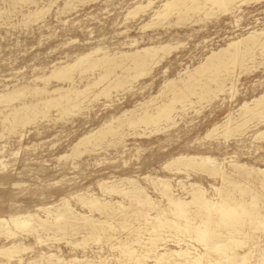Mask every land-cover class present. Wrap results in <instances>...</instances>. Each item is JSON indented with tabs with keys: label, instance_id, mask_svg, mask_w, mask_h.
<instances>
[{
	"label": "rangeland",
	"instance_id": "rangeland-1",
	"mask_svg": "<svg viewBox=\"0 0 264 264\" xmlns=\"http://www.w3.org/2000/svg\"><path fill=\"white\" fill-rule=\"evenodd\" d=\"M166 1L0 0V91L4 90L3 92L8 91V89L12 90L25 86L27 88L45 86L47 90H52L56 87L67 88L66 86L83 88L87 81H93L94 77H97V73L104 71L105 68L98 67L97 70L96 67L94 69L89 68L88 73H84L82 69H79L82 74L75 68L77 71L75 69L72 71V74L74 73L72 75L74 81H68V79H65V81L54 77L49 78L48 81L40 79L41 77L45 78L47 75L49 76L55 68L74 61L79 54L83 55L84 53L93 52L92 57L96 53L98 54L95 57H99L100 55H104L103 52H105V55L108 53L107 55L114 56L116 54L119 55L120 52L131 53L138 48L155 45H165L168 49L165 48L166 50L163 54L161 51L164 50L159 51V55H162H160V62L155 63L152 69L134 80V84L132 82L133 85L128 86L127 84L121 89L118 88L119 90L112 89L110 96H98L93 101L91 98V102L88 99L91 95L89 93L88 97H86L87 99H84L82 103L87 107L81 104L82 107H79V110L76 108L71 113L60 114L57 107L53 106L48 109V116L40 114L41 116H37L38 119L36 117L34 122L32 121L28 125H25V128L20 127L22 129L18 127L14 132L11 131L12 134L7 128L8 122L6 124V122L2 123L1 121L0 159H4L2 162L6 165V168L1 169L2 165L0 164V217L8 219V215L25 216L29 212H34L39 213L40 217L45 218V211L48 209L53 211L63 200L68 202L74 210L82 214L103 217L104 214L102 215L97 209L93 208L90 211L88 206H84L80 200L78 201L79 197L82 195L88 196L90 192L89 196L96 195L101 201H111V204L120 201L122 203L123 201L126 204L129 199H127V196H122L121 193L117 192L106 193L105 190L106 186L107 188L111 186L126 188L125 185H129L127 179L132 178L135 181L137 180V183L139 182L138 184L145 187L146 190L148 189L149 196L152 197L158 206L162 208L166 207L167 209L169 207V199L162 197L156 191L151 178L154 180L155 177L169 178L172 186L175 187L173 188L174 196L176 195L175 197H180L183 200H189L190 195L183 192L184 190H181L180 186L177 185L176 180H183V183L188 187L192 182L203 187L206 190L205 194L207 198L213 201L221 202L226 200L229 204L242 201L252 203L251 212H240L231 219L232 221L237 219L247 221L237 226L238 229H236L233 223H226L219 213H213L210 226H213L217 234H212L211 242H218L219 245L222 243L226 246L222 247V250L225 249L224 252L214 251L209 246L208 253L214 260L227 256L230 257V262H226L227 264H239L241 262L239 255L251 249V251L253 250V257L246 264H264V260L260 262L257 259L258 253L261 252L260 250L264 249V233H261L263 231L250 224V220L253 217H264V190L260 187L259 180L255 177L256 168L264 169V117H254L253 119L250 117L244 124L246 126L243 125L241 128H238L240 131L235 129L229 135L224 133V127L221 125L223 123L226 124L229 117L232 127L236 123H241L243 120V112H241L243 111L241 108L243 103L252 104L255 98L264 94V55L262 56L258 50H254L251 56L252 60L250 59L251 57H245L244 61L246 63L243 61L235 69L234 77L232 78L234 83L232 88H230L231 84L228 81L224 88L225 91L216 93V97L214 96L215 94H211V99L207 98L208 100L198 101L192 93L188 97L190 92L187 93V91V100L188 98L189 100H193L194 105L186 103V108L182 109L181 104L176 103V109H178L176 110L174 120L176 119L177 121L175 120L176 122L174 121L173 125L168 126L167 123L161 122L158 130L157 128H152L154 131L156 130L154 132L151 127L149 129L144 125H139L140 127L138 125L123 126L121 128L118 121L121 117L123 119L139 113L144 107L151 108L157 101H159L158 103L164 101L170 102L172 100L171 97L174 96L173 99L177 98V96L179 97L183 92L182 90L185 91L186 89L182 86L184 84L180 82L186 76V72L192 71L212 51L225 47L233 40L246 37L253 31L262 32L260 37H258L264 41V0H233L230 2V9L226 12L217 8L218 6L215 7L216 5L214 4V6L211 5L209 1L197 0L198 2H188L187 8H181L182 5H180L179 7L182 10L179 12L181 13L178 12L177 7H174L175 9L172 8L171 11L169 10L164 15L162 10L163 4ZM195 5L197 9H195ZM136 6H142L141 9H136L139 12L134 11V7ZM184 9H186L184 11L185 14L183 12ZM34 10H41L43 14L30 15ZM157 11L162 15H155L158 13ZM28 15L32 18L27 17ZM40 15L41 17H39ZM35 16H37L36 19ZM169 45L173 48H170ZM118 59L125 62L127 57ZM252 61H255V63ZM260 61L261 63H259ZM110 64L112 65V63ZM110 64L109 66L107 65L108 68L114 71L117 69L116 72L120 73L121 69L119 66L117 67L114 62L113 65L115 66L112 65L111 67ZM118 69L120 70L119 72ZM89 71H93L91 72L93 75ZM132 72L134 71H129V73ZM205 72V74L203 73V79L205 75L207 76H205V81L209 79L205 83H210V86L214 87L213 80H210L213 75L212 71L207 70ZM178 76L180 80L177 79ZM172 79L175 84L173 88L178 86V89L175 88L176 93L174 94L176 95L172 92V86L168 85V81H172ZM203 79L202 81H204ZM105 81L107 80L96 84V86L94 85L91 91L98 92L106 84ZM161 89L165 93L167 92V95L160 91ZM177 92H179V95ZM39 97L43 98L45 95L30 96L26 94L25 97L19 98L20 101L19 99H15L16 101L14 100L11 105L33 101ZM151 98H155L157 101ZM141 102L146 103L143 104ZM189 106L191 109L187 108ZM56 109L58 112H56ZM239 109H241L240 112ZM0 110L1 117L3 116L2 113L5 112V107L0 105ZM0 120H2V117ZM224 120L226 121L224 122ZM109 122H111V125ZM117 122H119L118 125ZM104 124L113 126V128L116 127L119 131L114 132V134H108L104 140H101L102 142L100 141L94 145L82 143V147L80 144L78 151H74V147L81 139V136L83 138L84 135H90L94 133L93 131H98ZM174 124L176 125L174 126ZM210 128L213 130L211 133L215 134L212 135L210 133L211 136H207V133L211 130ZM151 132L153 133L151 134ZM205 132L207 133L205 134ZM259 132L262 133V136H260ZM221 133L224 135H221ZM120 134L121 136H119ZM77 140L78 142H76ZM8 153L11 154L9 155ZM178 154L180 156L181 154H192L191 156L196 157L204 155L213 157L223 167L224 171L226 170L225 172L230 173V177L226 181H223L219 176L209 175L193 168H190V170L186 168V171L185 169L174 171L173 167H167V165L172 162L171 159L173 160L174 157H178ZM232 163L233 165H242L243 167L238 170L243 172L242 169L245 168L246 172L241 173L238 171V173L231 166ZM248 171H251L250 174L252 173V176L246 175ZM120 177L123 178L121 179ZM139 178L142 179L140 180ZM124 179L125 182L123 181ZM147 183H151L150 185L153 188ZM213 186L218 189L220 188L218 192L214 191L215 187ZM102 191L105 194H102ZM75 197H78V199ZM188 207L192 211H197L195 205ZM42 208L46 210L44 211ZM147 210L148 208H143L139 212L143 214ZM156 212L157 210H151V215H156L157 217L152 218L150 222L144 223L142 220L138 221L135 219L136 221L132 222L133 227H137L140 224L145 227V225L155 221L156 218L172 217L171 213L157 214ZM199 213L205 217L210 216L209 212L205 210H199ZM11 226L13 227V225ZM147 227L149 228L150 226L148 225ZM120 228L122 227L117 229L121 231L119 234L117 230V232H108L125 236L131 230L132 225L126 229ZM12 229L16 235L9 238H6L4 234L0 235V246H8L11 241H15L20 246H24L25 251L22 250L20 253L15 254L14 257H11V259L0 254V264H26L28 261L34 259L36 261L41 259L37 261V264H48L47 255L49 256L50 253L52 254V260L54 259L53 261L60 260L59 262L56 261L57 264H99L101 262L104 264H117V260L115 259L120 251L110 248L109 242L105 239L102 238L100 242L89 240L87 241L88 245L85 244V246L78 244L82 240V235L85 234L84 229L82 232H79L80 234L69 233L70 235L68 233L66 235L62 234L59 231L56 232V229L53 231L51 229H41L39 231L41 240L37 239L36 233H30L24 229V231L22 229L17 230L15 226ZM54 232L60 235L54 237L56 235ZM165 234V237L163 236L166 238L165 241L162 238H157L161 241L157 239V241L150 240L148 247L146 244L142 249L151 251V247L154 249V247L159 245L158 252H163L169 247L171 250H179L182 247L183 250L188 249L195 253H202L205 250L201 243L192 239V233L185 235L181 233V236L179 234V239L171 233ZM143 235L142 237L145 239L150 236L147 231ZM61 236L62 238L57 239V237ZM228 237L238 238L243 244L234 246L230 240L226 239ZM177 240H181L182 242L179 241L180 243L178 244ZM73 242L76 244L72 246ZM184 242L188 244L186 245ZM251 245H255L253 249ZM232 250L237 251V253L231 252ZM41 254H43L42 257ZM74 257L77 258L74 259ZM84 257L89 261H85ZM20 258H22L21 261L18 260ZM79 259L81 260L80 263ZM100 259L104 261H100ZM232 259L234 262L231 261ZM137 262L134 263L155 264L153 257L144 258Z\"/></svg>",
	"mask_w": 264,
	"mask_h": 264
},
{
	"label": "bare ground",
	"instance_id": "bare-ground-1",
	"mask_svg": "<svg viewBox=\"0 0 264 264\" xmlns=\"http://www.w3.org/2000/svg\"><path fill=\"white\" fill-rule=\"evenodd\" d=\"M19 1H21V0H19ZM24 1H26V0H24ZM195 1H197V0H167L163 4L162 12L165 15V13H168L169 10L171 11V9L174 8V7H177L178 8V12H179L180 10H182L181 8H187L188 7V2L191 3V2H195ZM206 1L207 2L208 1L211 2V5L214 4V5H216L215 7L218 6L217 8L223 10V12H226V11H228L230 9V2L233 1V0H206ZM180 5H182L181 8L179 7ZM200 5H202V3H200ZM189 6H190V4H189ZM134 8H135L134 11L139 12L136 9H139V8L141 9L142 6L141 7L140 6H138V7L136 6ZM134 8H132V9H134ZM201 8H203V7H201ZM161 9H162V7H161ZM195 9H197L196 5H195ZM185 10L186 9H184L183 12ZM134 11H131V12H134ZM131 12H130V15H131ZM160 12H161V10H160ZM160 12L156 13L155 15H157V14L162 15ZM39 13L43 14V13H41V10H37V11L34 10V12H31L30 15L31 14L32 15H37ZM179 13H181V12H179ZM135 14H137V13H135ZM135 14H133V15H135ZM184 14H185V12H184ZM30 15H28L27 17H31ZM36 17L37 16H35V19H36ZM39 17H41V15ZM261 34H262V32L261 33L254 32V31L250 32L246 37L239 38L238 40H233V41L229 42L225 47H221L220 49H217V51H212L192 71L186 72V76H184V78H182L181 81H180L181 83L184 84L182 86H184L186 89H185V91L182 90L183 91L182 94L179 97L177 96V98L173 99V97H174L173 94L176 93V91H175L176 89L175 88H177L178 86L173 88V86H175V84L173 82L174 80L173 79H172V81L166 80V81H168V85L172 86V92H173L172 96L173 97H171L172 100L170 102H165L164 101L162 103H158L159 101H157L155 98H151V99H155L157 101V103L155 105L150 101L154 105V106L152 105L153 107L152 106H151V108H145L144 107L145 109L142 107L143 110L140 111L139 113H136V114H133V115L131 113L132 116L126 117V118H123V119H121L122 117L119 115L121 117L120 118L121 121L118 119V121L120 122L119 126L122 128L123 126L130 127V126H135V125L137 126L138 125V127H140L139 125H144L146 128L147 127L148 128L151 127V129H152L154 127V128H157V130H158L159 125H160L161 122L167 123L168 126L169 125H173L174 121L176 120V119L174 120V117L176 116L175 115L176 114V110L178 109V108L176 109V105L175 104L176 103H180L181 106H182V109L186 108L185 107L186 103H189L188 105H191V104L194 105L193 104V102H194L193 100H189V98L187 100V96L189 95L188 97H190L191 93L196 96L198 101H200V100H204V99L208 100L207 98H210L211 94H215L214 96L216 97V95H217L216 93H219L221 91L223 92V90L226 87L228 81L231 84V86L229 84L230 88H232V85L234 84L232 78L234 77L235 69H236L237 66L242 64V62L245 60L244 58L247 57V56L251 57L252 56V52H254V50H258L260 55H262V56L264 55V41L260 40V38H259ZM166 47L167 46H165V45H161V46H156V45L155 46H146V47L138 48V49L134 50L131 53L120 52L119 55L116 54L117 56L116 55H114V56L107 55L108 53H106V55H105V52H103L104 55H102V56L100 55L101 57L100 56L99 57H95L98 54V53H96L95 56L93 55L95 58L91 56L93 52L87 53V54L84 53L83 55L79 54L74 61L69 62V63L67 62L64 65L55 68L54 70L51 71L49 76L47 75V77H45V78L41 77L40 79L48 81L49 78L54 77V78H58V79H61V80H65V79H68V81L69 80H73L72 75H74V73L72 74V71L75 68H77L78 70L82 69V72H84V73H86L89 70V68L94 69V67H96V70H97L98 67H104L105 70L102 71V72L100 71V73H97L98 74L97 77L93 76L95 78L93 81L88 79L90 81H87L85 85L83 84L84 85L83 88H79L78 86H76V87L75 86H69V87L66 86L67 88H63V87H58L57 88L56 87L55 89L47 90L45 86L44 87H34V88H27L25 86V87H21V88L12 89V90L8 89V91H6V92H3L4 90L0 91V105L5 107V112L2 113L3 116H1L2 120H0V122L1 121H2V123L6 122V124L8 122L7 128H8V130L11 133V131L14 132L18 127L19 128L20 127H24L25 125H28L32 121L34 122L36 117L39 116L40 114L42 116H46L48 111H49L48 109L53 107V106L55 108L57 107V109L60 112V114L61 113H69V112L71 113L74 109L77 108L79 110V107L81 108L82 106L87 107L86 105H83L82 103H83L84 99H87L86 97H88L89 93H91V95H90V97H88V99L91 102V98H92V101H93V99L98 98V96H110L112 89H116L117 90L118 88L121 89L122 87H124L127 84H128V86L131 85L134 80H136L140 76L144 75L146 72H148V70L152 69V66L155 63H159L160 62L159 60L161 59V57H160L161 54L159 55V51L164 50V51H161V52H162V54L165 53V50L167 49ZM169 47H170V45H169ZM170 48H173V47H170ZM170 48H169V50H170ZM92 50H90V51H92ZM98 51H96V52H98ZM122 57H127L128 62H127V60L125 62H122V60L120 61L118 59V58H122ZM250 59L252 60V57ZM113 62L117 65V67L118 66L120 67L121 71L118 69V72L120 71V73L116 72L117 69L114 71L113 69L107 67V65L109 66L110 63H112V65H113ZM252 62L255 63V61H252ZM259 63H261V61ZM112 65H111V67H112ZM244 65H246V64H244ZM113 66H115V65H113ZM78 67H81V68H78ZM244 68H246V67H244ZM250 69H249V71H250ZM132 70L134 72L129 73V71H132ZM207 70H211L212 73H213V75L211 76L210 80H213L214 85H215L214 87L210 86V83H205L206 81H209V79L205 81V79L207 77L206 75H205L206 77L204 76V79H203V73L205 71H207ZM213 70L216 71V72H214ZM78 72L81 73L80 70ZM89 72L91 74V72H93V71H89ZM205 73H207V72H205ZM91 75H93V74H91ZM179 76H178L177 79H179ZM81 77H83V76H81ZM208 77H210V76H208ZM202 79L204 81H202ZM104 80H107V81H105L106 84L104 83L105 85L100 90H98V92L96 90H95L96 92H92L91 91V89H92V87L94 85L96 86V84H99V83L103 82ZM133 84H134V82H133ZM70 85H72V84L70 83ZM165 85H166V83H165ZM97 88H99V87H97ZM126 88H127V86H126ZM131 88H133V87H131ZM131 88H129V89H131ZM169 88L171 89V87H169ZM162 89L160 91H162ZM166 90H168V89L166 88ZM164 91H165V88H164ZM164 91H162V92L164 94H166L167 92L165 93ZM168 92H170V91L168 90ZM186 92L187 93L190 92V94L186 95L187 94ZM178 93L179 92H177V94ZM26 94H29L30 96L31 95L32 96H37V95L38 96H41V95L44 96L45 95V97H43V98L39 97V98H37V99H35L33 101L31 100L29 102H21V103H19L17 105L16 104L15 105H11L12 102H14L15 99L22 98V96L25 97ZM174 95H176V94H174ZM158 96H159V94H158ZM214 98H213V100H214ZM159 99H161V98L159 97ZM19 101H20V99H19ZM90 102H89V104H90ZM141 103H143V102H141ZM144 103H146V102H144ZM147 103H148V101H147ZM199 103L201 104V102H199ZM206 103H208V102H206ZM81 104H82V106H81ZM187 108H190V106L187 107ZM241 108L243 110V111H241V112H243L242 113L243 120L242 119H241L242 121L240 120L241 123L240 122L238 124L236 123V125H233V127H232L231 124H230L231 121L229 120V118H230L229 117L228 121L226 122V124H224V123L221 124V125H223L222 127H224V133L225 134L229 135V134L233 133V131L235 129L239 130L238 128H241L246 123L247 119H249L250 117L252 119L254 117H257V118L258 117H264V94H262L261 96L255 98L253 100L252 104L251 103L249 104V103H246V102L243 103ZM57 109H56V112H58ZM139 109H140V107H139ZM240 110L241 109H239V112H240ZM128 113H130V112H128ZM0 114H1V112H0ZM60 114L58 113V115H60ZM180 116L182 117V115H180ZM61 117H63V116H61ZM114 117H116V116H114ZM37 119H38V117H37ZM225 121L226 120H224V122ZM119 122H117V125H118ZM232 122H234V121L232 120ZM259 122H261V121H259ZM110 123L111 122H109V124ZM106 124H108V123H106ZM2 125H5V124H2ZM110 125H105L104 124L99 130L97 129L98 131H96V132L93 131L94 133H92L90 135H86V136L84 135L83 138L81 136L80 137L81 139L79 140V142L77 140L76 142H78V143L76 145H75L76 142L74 143V145H75L74 151L75 150L78 151L79 145L81 144L80 146L82 147V145H83L82 143H84V144L85 143H91L92 145H94V144L100 142L101 140H104V138L107 137L108 134H114V132L119 131V129L115 127V126H117L116 124L114 126L115 128H113V126L111 127ZM163 125H165V124H163ZM175 125L176 124H174V126ZM221 125H220V127H221ZM244 126H246V125H244ZM212 128H210V129L212 130ZM20 129H22V128H20ZM140 129H142V128H140ZM211 130L208 133L205 132V134L207 133V136L210 135V133L213 132V130L212 131ZM221 132L223 133V131H221ZM260 132H262V131H260ZM145 133H147V132H145ZM152 133L153 132H151V134ZM222 133H221V135H224ZM2 134H3V132H2ZM211 134L214 135L215 133L214 134L211 133ZM261 134L262 133H260V136H262ZM122 135H124V134L122 133ZM119 136H121V134ZM1 137H2V135H1ZM120 138H122V137H120ZM259 138H257V139H259ZM111 144H113V143H111ZM83 148H85V147H83ZM86 149H87V147H86ZM72 153H74V152H72ZM8 154L10 155L11 153H8ZM15 155H17V154H15ZM191 155H189V154L188 155H182L181 154V156L179 155L178 157H174V158L172 157L173 160L171 159L172 162L168 163L167 167H169V166H171V168L173 167L172 169H174V171L175 170L176 171H181L182 169H185V171H186V168L189 169V170H190V168L191 169L193 168V169H197V171L201 170V171H203V172H205V173H207L209 175L219 176L223 181H226L230 177V175H229L230 173L228 174L227 172H225L226 170L224 171L223 167L217 162V160L215 158L210 157L208 155L207 156L206 155L199 156V157L198 156L197 157L196 156H191ZM63 156H65V155H63ZM6 159H9V158H6ZM3 160L0 159V164L2 165L1 169H5L6 168L5 167L6 165L3 164V162H2ZM5 161H7V160H5ZM231 166L234 167V170L237 171V172L240 171V170H238L239 168L241 169L243 167L242 165H238V164H234L233 165V163H232ZM244 169H242L243 172L245 171ZM255 170H256L255 177L259 180L260 187L264 190V169H257L256 168ZM243 172H241V173H243ZM250 172L248 171L246 173V175L247 176H252V173L250 174ZM146 175H148V174H146ZM243 175H245V174H243ZM120 178L122 179L123 177H120ZM139 179L141 180L142 178H139ZM123 181L125 182V179ZM127 181L129 183V185H127L125 183L126 184L125 185L126 188H124V187L122 188L121 187L122 188L121 189V188H118L116 186H111L110 185L111 183H110L109 185L111 187L107 188V186H106V190H105L106 193L107 192H111V193H114V192L116 193L117 192V193H121L122 196L123 195L125 197L127 196V199L128 198L129 199L127 201L128 203H126V204H124L123 201H122V203H120L121 201L120 202L116 201L117 203H115V204H111V201H101L98 198V196L96 197V195L95 196H93V195L89 196L91 194L90 192H89V195L87 194L88 196L82 195V196L79 197V199H78V197L77 198L75 197L76 199H78V201L80 200V202L84 206L85 205L88 206L90 211L93 208L99 210L102 213V215L104 214L103 217H94L91 214H82L79 211L74 210L72 208V206L68 202L63 200V202L62 203L60 202L61 204L58 205L57 207H55V209L53 211L49 210V209L48 210L45 209L46 210L45 211L43 209L44 208L43 207L42 210H44L45 213H46L45 218L40 217L38 215L39 213L37 214V213H34V212H29L27 215L25 214V216H21V215H10L9 216L8 215V217H9L8 219L0 217V235L4 234V235H6V238H9L11 236L14 237V235H16L15 232H13V229H12L14 226L17 228V230H19V229L23 230L24 229L27 232L36 233L38 240L42 239L41 235L39 233V231L41 229H51L52 231L54 229H56V232L59 231L60 233L62 232V234H65V235L67 233L68 234L69 233H77L78 234L79 232H82V230L84 229L85 230V234L82 235V237H81L82 240L79 239V240H81L80 243H78V242L77 243L85 246V244H87V241H89V240H93L95 242L96 241L100 242V240H102V238L105 239L107 242H109L108 244L110 245V248H115V250L117 249V250L120 251V253L118 254L117 258L115 259V260H117V264L118 263L119 264H130V263L131 264H136V263H138L137 261H141L142 259L149 258V257H153L154 258L155 264H167V263L168 264H227L226 262L229 261L230 257L223 256L222 259L214 260L212 258V256H210V254L208 253L209 246L214 251H218V252H222V251L224 252L225 249L222 250V247L226 246L225 244H222V243H220L221 245H219L218 242H211L212 234H217V232H216V230H214L213 226H210V223H211V220H212V215H214L213 213H215V212L219 213L220 216L222 217V219L226 223L227 222L228 223L231 222L236 227V229H238L237 226H239V225H241V224H243V223H245L247 221L243 220V219H237L235 221H232L231 219H233V217L236 216V214H238L240 212H244V211L245 212H247V211L251 212V210H252L251 208L253 207L252 203H245L244 201H242V202H239V203L229 204L226 200L225 201H221V202L213 201V200L207 198V196L205 194L206 190L203 187H201L200 185L195 184L194 182H192V183L189 184V187H188L185 183H183V180L182 181L181 180H176L177 181V185L180 186L181 190H184L183 192H186L187 195L188 194L190 195V199L189 200H183L180 197H175L176 195L174 196L173 188H175V187L172 186L171 180L169 178L167 179V178H158V177L156 178L155 177V180L151 178L152 184H153L154 188L156 189V191H158V193H160L162 197H167L169 199V207L166 209V207L162 208V207L158 206V204L152 199V197L149 196V194L147 192L148 189L146 190L145 187L139 185L138 184L139 182L137 183V180L135 181L132 178V179H127ZM147 181H148V179H147ZM120 183H121V181H120ZM150 184H148V185H150ZM103 186H105V185H103ZM213 187H215V186H213ZM102 188H100V189H102ZM151 188H153V187L151 186ZM155 189H154V191H155ZM215 189H214V191L218 192V190L220 188L218 189V188L215 187ZM178 191H180V190H178ZM102 194H105V193H103V191H102ZM190 205H195L197 207V211L198 212L197 211L196 212L192 211V209L190 207H188ZM143 208H148V210L146 212H143V214H141V212H139V211H141V209H143ZM106 210H107V212H106ZM151 210H157V212H156L157 214H159V213L160 214L161 213H171L172 217H170V218H156L155 221H153L150 224H148L150 226L149 228L147 227L148 225H145V227H143L141 224L138 225L137 227L134 226L135 227L134 228L132 222L135 219L138 220V221L142 220V222L146 223V222H150V220H152V218L157 217L156 215L155 216L151 215ZM199 210H205L206 212H209L210 216L209 217L203 216L201 213H199ZM193 213H195V214L193 215ZM258 213H259V211H258ZM190 215H191V217H190ZM135 224H138V223H135ZM250 224L253 225L255 228L260 229L261 231H263V232L260 231L261 233H264V217H260L259 218V216L258 217L255 216V217H253L250 220ZM11 225H13V227ZM131 225H132L131 230L129 231L128 234L125 232L127 234L125 236L122 235V234L121 235H117V234L108 232V231H116L117 229H119V227H122V228L126 229L127 227H130ZM122 228H120V229H122ZM164 230H166V231L164 232ZM146 231H147V233H149L150 236H149V238L145 239L142 236H144L143 234ZM56 232H54V233H56ZM119 232H121V231H118V234H119ZM168 232L171 233L172 235L177 236L178 239H179V234L181 236V233L184 234V235L192 233L193 235L192 236L189 235V236H191L194 241L202 244V246L205 249L204 252L195 253V252L189 251L188 249H184L183 250L182 247H180L179 245H178L180 247L179 250L178 249H176V250L172 249L171 250L170 247H169V248H167V250L165 249L163 252H161V251L158 252L157 249L160 247L158 244L157 245L159 247L156 246V247H154V249L151 247V249H150L151 251L142 249V247L144 245L146 246V244H147V247H148V243H149L150 240L153 241V240H156L157 238H159V239L162 238V240L164 239V241H165L166 238H164L165 237L164 235H166L165 233L169 234ZM57 235L59 236L60 234L56 233V235H54V237L57 236ZM72 235H74V234H72ZM63 237H65V236H63ZM170 237H171V235H170ZM191 237H189V238H191ZM58 238H62V236L61 237H57V239ZM256 238H258V237H256ZM159 239H157V240H159ZM226 239L228 241L230 240V242H232L234 246H240L241 244H243V242L241 240H239L238 238L228 237ZM193 240H192V243H193ZM159 241H161V240H159ZM179 241H181V240H177L176 242L179 244L180 243ZM73 243H72V246L76 244V243H74V244ZM184 243H186V242H184ZM259 243L261 244V242H259ZM187 244L188 243H186V245ZM254 246H252V249L254 248ZM110 248H109V250H110ZM146 248H144V249H146ZM22 250L25 251L24 246L23 247L20 246V244L16 243L15 241H11L8 244V246H0V254H1V256L4 255V257L6 256V257H8L10 259H11V257H14L15 254L20 253ZM260 251L261 252L258 253L257 259L260 262H262L264 260V252H263L264 249L260 250ZM210 252H211V250H210ZM231 252H235V251L232 250ZM235 253H237V251ZM50 254H49V256L47 255V259H48V262H49L48 264H57V262H59L60 260H58V261L56 260L57 262L53 261L54 259L52 260V258H51L52 254L51 255ZM42 255L43 254H41V257H42ZM239 257H240V261H241L239 264H246L253 257V250L251 251V249H249L246 253H244V254L242 253V255H239ZM75 258H77V257H74V259ZM21 259L22 258H20L18 260L21 261ZM86 259L84 257V260L88 262L89 260H86ZM38 260H41V259H38ZM72 260H73V258H72ZM101 260H103V259H100V261ZM113 260H114V258H113ZM221 260H223V261H221ZM37 261L34 259L32 261H28L26 264H37ZM62 261H65V260H62ZM78 261H79V263L81 262L80 259ZM231 261L234 262L233 259ZM134 262H136V263H134ZM113 263H114V261H113ZM68 264H70V263H68ZM99 264H104V263L101 262Z\"/></svg>",
	"mask_w": 264,
	"mask_h": 264
}]
</instances>
